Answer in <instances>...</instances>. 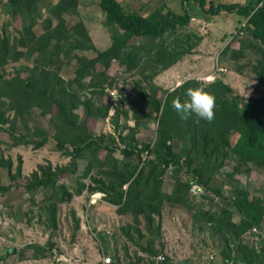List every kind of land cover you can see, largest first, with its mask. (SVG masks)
<instances>
[{
  "label": "rangeland",
  "instance_id": "1",
  "mask_svg": "<svg viewBox=\"0 0 264 264\" xmlns=\"http://www.w3.org/2000/svg\"><path fill=\"white\" fill-rule=\"evenodd\" d=\"M58 1L37 0L28 15L27 12L12 13L9 0H0V31L7 29L14 35L31 26L37 35H41L52 18L53 28L64 39L66 48L65 40L71 36L69 31L73 32L76 25L84 24L90 34L85 48L73 51L70 62H60L53 67L55 75L68 82L83 66L79 58L95 57L97 51L111 44L112 31L105 23L99 0H79L75 11L64 13V23L49 11L50 5ZM119 1L126 12L146 13L162 3L174 11L184 12L181 0ZM253 1L258 5L260 0ZM189 11L192 15L189 24L167 42L168 45L173 43L171 48L175 47V52H183L173 65L161 69L163 55H156L158 51L154 50L155 54L145 58L137 69L130 72L115 61L105 78L91 70L94 73L82 80L85 86L79 92L81 98L109 109L107 117L96 124V133L104 131L107 135L105 145L125 148L129 159L139 166L144 158L140 157L136 142L155 143L165 98L169 88L177 83L176 88L186 82H201V76L220 65V79L231 87L232 95L221 96L211 89L209 83L201 82L216 99L237 96L242 105L264 95V86L255 73L264 53L243 28L246 18L231 14L226 22L214 18L206 20L199 15L196 4H191ZM187 36L190 40L186 43ZM169 53L168 49L166 57ZM41 61L44 62L39 63L36 71L47 68L48 60ZM35 62V56L23 58L18 63L0 67V74L9 77L19 71L21 74H26L27 70L30 73ZM152 88H158L156 95L152 94ZM153 98L161 103L158 113ZM6 104L10 106L9 102ZM3 107L0 111L1 108L5 111L4 123L16 137L33 135L37 126L49 129L50 133L55 130L51 118L41 115L37 108L31 110V116L24 124L14 121L13 108ZM79 112L80 121H83V106ZM180 137L178 132V136L171 140L180 164L169 167V174L164 175V189H172V175L178 171L181 181L199 186L195 193L204 191V195L198 199L190 195L189 207L163 202L160 229L155 223H148L144 214L139 217L118 214L116 205L106 200L107 193L101 191L102 184L114 187L112 182L121 172L95 169L91 176L83 178L82 174L91 161L88 152L82 156H70L67 151H59L52 138L41 147L2 144L5 157L13 161V171L20 161L26 177L34 171L43 176L42 167L53 171L63 167L59 182L66 184L73 196L68 202H61L58 198L48 200L53 190L45 186L30 190L13 185L0 192V264H101V260L109 256L111 264H150L153 259H163L166 264H223L225 253H231L236 260H230L228 264L241 263L242 256L250 264H264V166L243 164L232 151L200 157L191 148L190 139ZM115 155L122 157L117 149ZM9 173L7 167L0 168L1 184L11 183ZM79 188L83 189L81 193L76 192ZM122 188L117 189L121 191ZM239 196H248L253 201L261 216L259 227H247L244 232L229 228L227 211L233 209V201ZM231 219L234 223L239 222L240 215L237 213Z\"/></svg>",
  "mask_w": 264,
  "mask_h": 264
},
{
  "label": "trees",
  "instance_id": "2",
  "mask_svg": "<svg viewBox=\"0 0 264 264\" xmlns=\"http://www.w3.org/2000/svg\"><path fill=\"white\" fill-rule=\"evenodd\" d=\"M36 2L37 0H9V9L15 14L27 12L26 14L31 15ZM78 4L79 0H59L56 4L50 5L49 11L64 23V13L75 11ZM98 4L105 14L106 25L111 27L112 42L106 49L97 51L95 57L79 58L83 66L81 65L82 67L75 72V77L68 82L57 77L53 67L60 62H70L73 51L85 48V41L90 40V34L84 24L76 25L73 32L69 31L71 36L69 40H65L66 48L64 39L57 35V30L53 28L52 18L48 20L46 30L41 35H37L31 26H26L24 31L19 30L14 35L8 33L7 29L0 31V67L18 63L23 58L33 56L36 58L30 73L28 70L26 74L19 71L9 77L0 74V107L7 105L8 108H13L14 121L16 123L21 121L24 124H27L31 110L37 108L41 115L49 116L55 126L52 133L47 128L37 126L33 135L20 134L16 137L5 125V111L4 107L1 108L0 168H8L11 183L8 185L0 183V192L13 185H22L30 190L45 186L53 190L48 200L54 198L61 202L71 200L73 196L71 189L59 182L60 174L64 173L63 167H58L56 171L42 167L43 176L34 171L31 176L26 177L22 173L20 161L13 171V161L5 157L2 148V144L13 146L33 144L35 147H41L52 138L58 150L67 151L70 156H82L84 152L90 154L91 161L82 174L83 178L91 176L95 169L121 172L112 182V186L115 184L114 187L102 184L101 191L107 193L106 200L116 205L118 214H131L134 217L144 214L148 223H155L157 229H160L163 202L189 207L190 195L197 199L204 195V191L201 194L193 193L191 183L181 181L178 171L172 175L174 179L172 189L165 191L164 175L169 174L171 164H180V157L171 140L180 132V138L185 140L189 138L191 148L200 157H211L216 153L232 151L235 158L243 164L256 163L264 166V95L261 99L252 98L242 105L237 96L215 98L214 118L207 122L197 120L194 116L181 119L172 108L173 99L183 100L185 90L202 87V80L186 82L174 92H168L160 114L155 143L152 145L146 141L136 142V149L140 157L144 158L143 164L139 166L129 159L125 148L107 147L105 145L107 135L104 131L96 133V124L107 117L109 109L95 106L90 100L85 101L81 98L79 92L85 86L82 80L91 75V70H95L97 76L105 78L115 61L130 72L137 69L145 58L155 54L154 50L160 52L159 54L156 52V55H163L161 69L173 65L183 52H175V47L171 48L173 43L168 45L167 42L183 32L191 21L192 15L189 11L191 4L199 7V15L206 20L214 18L216 21L226 22L231 14L245 17L246 24L243 28L264 53V0H260L258 5H255L253 0L246 2L181 0L184 12L174 11L162 3L146 13L126 12L119 0H99ZM31 19H34V16ZM189 40L190 37L187 36L186 43ZM168 49L170 53L166 57ZM41 60H48V64L46 63L48 66L36 71L39 70V63L44 62ZM255 71L257 79L264 86V57ZM203 83H209L211 89L221 96L232 95L231 87L223 83L220 77L212 82ZM151 90L155 95L158 92V88ZM153 99L158 113L161 103ZM7 102L10 106L6 104ZM81 106L85 110L83 121H80ZM234 136L235 139L232 140ZM116 149L120 150L122 157H116ZM118 158L122 160L119 161ZM98 181L103 182L101 179ZM118 187L123 188L118 191ZM82 191L83 189L79 188L76 192ZM232 208L226 215L229 228L244 232L247 227L260 226L261 216L248 196L236 198ZM237 213L240 215V221L234 223L231 216ZM242 259L239 264H250L246 257L242 256ZM153 260L150 264H166L163 259ZM223 260V264H228L230 260L236 262L231 253H225Z\"/></svg>",
  "mask_w": 264,
  "mask_h": 264
},
{
  "label": "clouds",
  "instance_id": "3",
  "mask_svg": "<svg viewBox=\"0 0 264 264\" xmlns=\"http://www.w3.org/2000/svg\"><path fill=\"white\" fill-rule=\"evenodd\" d=\"M175 86L169 88V92H174ZM185 98L173 99L172 108L180 115L181 119L194 116L197 120L211 122L214 118L215 97L207 92L204 87L188 88L185 90Z\"/></svg>",
  "mask_w": 264,
  "mask_h": 264
},
{
  "label": "built area",
  "instance_id": "4",
  "mask_svg": "<svg viewBox=\"0 0 264 264\" xmlns=\"http://www.w3.org/2000/svg\"><path fill=\"white\" fill-rule=\"evenodd\" d=\"M221 73H222V67L220 65H217L213 71H211L210 73H208L206 75L201 76L200 80H202L203 82H212V81L216 80L217 78H219ZM198 188H199L198 186H196V187L192 186L191 191L193 193H195L196 189L197 190L200 189V188L199 189ZM195 194H199V193H195ZM160 257H161V255H160ZM101 264H111V257L110 256L104 257L101 260Z\"/></svg>",
  "mask_w": 264,
  "mask_h": 264
}]
</instances>
